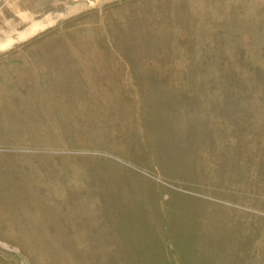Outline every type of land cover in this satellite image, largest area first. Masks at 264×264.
I'll return each mask as SVG.
<instances>
[{"label": "rangeland", "instance_id": "1", "mask_svg": "<svg viewBox=\"0 0 264 264\" xmlns=\"http://www.w3.org/2000/svg\"><path fill=\"white\" fill-rule=\"evenodd\" d=\"M0 144V264H264V0H0Z\"/></svg>", "mask_w": 264, "mask_h": 264}, {"label": "bare ground", "instance_id": "2", "mask_svg": "<svg viewBox=\"0 0 264 264\" xmlns=\"http://www.w3.org/2000/svg\"><path fill=\"white\" fill-rule=\"evenodd\" d=\"M50 107V106H49ZM26 130V129H25ZM20 135H22L21 133H20ZM1 145V144H0Z\"/></svg>", "mask_w": 264, "mask_h": 264}]
</instances>
